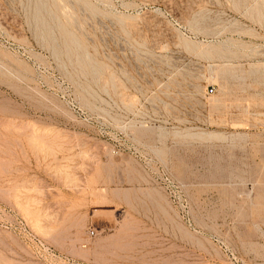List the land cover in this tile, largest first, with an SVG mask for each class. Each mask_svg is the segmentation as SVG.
<instances>
[{"label": "rangeland", "instance_id": "rangeland-1", "mask_svg": "<svg viewBox=\"0 0 264 264\" xmlns=\"http://www.w3.org/2000/svg\"><path fill=\"white\" fill-rule=\"evenodd\" d=\"M0 264H264V0H0Z\"/></svg>", "mask_w": 264, "mask_h": 264}, {"label": "built area", "instance_id": "built-area-1", "mask_svg": "<svg viewBox=\"0 0 264 264\" xmlns=\"http://www.w3.org/2000/svg\"><path fill=\"white\" fill-rule=\"evenodd\" d=\"M208 92H209V93H212V92H213V89H212V88H210V89L208 90Z\"/></svg>", "mask_w": 264, "mask_h": 264}, {"label": "bare ground", "instance_id": "bare-ground-1", "mask_svg": "<svg viewBox=\"0 0 264 264\" xmlns=\"http://www.w3.org/2000/svg\"><path fill=\"white\" fill-rule=\"evenodd\" d=\"M198 135V134H197ZM209 135V137H210V135H212L211 133L210 134H208Z\"/></svg>", "mask_w": 264, "mask_h": 264}]
</instances>
